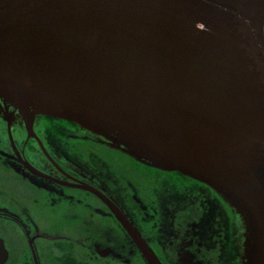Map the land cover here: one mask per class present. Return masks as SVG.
Instances as JSON below:
<instances>
[{
    "label": "water",
    "instance_id": "obj_1",
    "mask_svg": "<svg viewBox=\"0 0 264 264\" xmlns=\"http://www.w3.org/2000/svg\"><path fill=\"white\" fill-rule=\"evenodd\" d=\"M263 28L264 0H0V99L207 185L264 264Z\"/></svg>",
    "mask_w": 264,
    "mask_h": 264
},
{
    "label": "flooded vegetation",
    "instance_id": "obj_2",
    "mask_svg": "<svg viewBox=\"0 0 264 264\" xmlns=\"http://www.w3.org/2000/svg\"><path fill=\"white\" fill-rule=\"evenodd\" d=\"M107 202L159 264H239L240 223L207 185L0 99V264H148Z\"/></svg>",
    "mask_w": 264,
    "mask_h": 264
},
{
    "label": "rangeland",
    "instance_id": "obj_3",
    "mask_svg": "<svg viewBox=\"0 0 264 264\" xmlns=\"http://www.w3.org/2000/svg\"><path fill=\"white\" fill-rule=\"evenodd\" d=\"M111 162H112V163H116V162H114V161H111ZM126 162H128V164L131 163V162L127 161V160H126ZM117 165H121V162H119Z\"/></svg>",
    "mask_w": 264,
    "mask_h": 264
}]
</instances>
